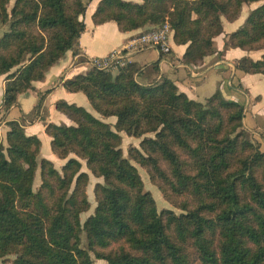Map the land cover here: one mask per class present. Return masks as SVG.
<instances>
[{
    "label": "trees",
    "instance_id": "1",
    "mask_svg": "<svg viewBox=\"0 0 264 264\" xmlns=\"http://www.w3.org/2000/svg\"><path fill=\"white\" fill-rule=\"evenodd\" d=\"M90 1L0 0V26L7 25L0 36L3 110L78 44ZM251 1L259 0H99L91 19L140 30L133 36L168 22L174 43L186 45L182 61L198 63L216 51L221 17L235 20ZM262 1L228 34L225 49L264 48ZM235 67L264 75V54L242 56ZM136 71L131 63L116 75L90 68L63 81L115 122L56 101L72 121L45 124L52 152L65 160L60 170L40 157L39 138L22 122H7L5 141L0 137V264H99L90 253L100 264H264V151L246 138L243 106L219 91L191 99L168 78L143 85ZM119 132L142 137L128 157ZM130 159L180 213L157 210ZM81 160L103 179L93 188L94 213L82 223L89 201Z\"/></svg>",
    "mask_w": 264,
    "mask_h": 264
},
{
    "label": "crops",
    "instance_id": "2",
    "mask_svg": "<svg viewBox=\"0 0 264 264\" xmlns=\"http://www.w3.org/2000/svg\"><path fill=\"white\" fill-rule=\"evenodd\" d=\"M98 2L99 0H92L88 3L83 16L85 27L77 39V47L80 51L78 53L83 56V61L77 59L78 53L67 51L65 56L49 69L43 80L33 82L34 90L18 95L16 103L6 110L1 106L7 80L5 75H0L1 135L5 138L8 130L7 122L12 120L22 122L27 135H35L39 138L40 157L51 160L55 166L60 165L64 160L59 159L52 152L51 137L45 132V124L48 122L72 124L66 115L56 109V101L64 100L93 112L87 97L81 91H67L63 87V81L75 74L85 73L90 68L86 59L101 57L112 50L122 48L133 34L140 31L121 32L114 21L94 24L91 15ZM245 18L246 16L241 12L233 21L221 17L223 30L214 38L216 51L206 55L198 63L182 61L186 45L175 44L172 33L169 39L171 47L169 53L161 54L153 48H148L129 54L128 59L137 69V81L143 85L168 78L191 99L203 101L219 91L225 99L240 103L243 106V128L249 139L264 151V75L245 73L235 67L236 60L242 56L246 55L253 60L260 58L264 54V48L247 51L224 47L227 35L236 30ZM75 57L76 60L73 62ZM107 122L114 124L115 117H108Z\"/></svg>",
    "mask_w": 264,
    "mask_h": 264
},
{
    "label": "rangeland",
    "instance_id": "3",
    "mask_svg": "<svg viewBox=\"0 0 264 264\" xmlns=\"http://www.w3.org/2000/svg\"><path fill=\"white\" fill-rule=\"evenodd\" d=\"M263 1L262 0H259V1H251V2H248L246 4L243 5V8H242V11L241 13H243V15L247 16L248 13L250 12V10H252L253 8L257 7L258 5H260ZM11 3H12V0H11ZM10 3V4H11ZM239 16V15H238ZM7 29V25H1L0 26V36L2 35L3 31ZM228 36V35H227ZM227 39V38H226ZM68 51H72L73 54L74 53H78L80 52L77 45H74V47ZM75 51V52H74ZM67 52V51H66ZM66 54V53H65ZM65 56V55H64ZM63 56V57H64ZM77 59H80V60H84L83 56L81 54H77ZM73 60H76V58ZM129 60V59H128ZM131 62L129 61L124 67L128 66ZM123 67V68H124ZM90 68H88L89 70ZM122 69V68H119L117 70H114L112 72H109L111 73L112 75H116L119 70ZM49 71V70H48ZM47 71V72H48ZM136 75H137V71L133 74L134 76V79L137 81L136 79ZM159 81V80H158ZM138 82V81H137ZM153 83V82H152ZM141 84V83H140ZM151 84V83H149ZM93 112H91L94 116L102 119L103 121L107 122V118L108 117H103L101 115H99L98 113H96L93 109H92ZM110 124V123H109ZM113 125V124H111ZM245 130V129H244ZM246 132V130H245ZM120 136H121V144H120V147L122 149V153H123V156L125 157H128V147L129 146H135V147H139V142L140 140L142 139V137H134V136H129L127 134H125L124 132H119ZM146 135H150V136H153V133H146ZM0 137L2 139V141L4 142V138H3V135H1L0 133ZM246 138L251 142L253 143L254 145H256L254 142H252L250 139H249V135L247 134L246 132ZM72 155V154H71ZM65 161V160H64ZM130 162L131 164H133L139 175H140V178L142 179V182H143V189L146 190V191H149L150 194L152 195L153 199L155 200V204H156V208L158 211L162 210V209H171L172 211H174L175 213H180L182 210L180 208H178L175 204H173L171 201H169L167 198L164 197L162 191L158 188L157 184L155 182H153L150 177H149V174H148V171L147 169L142 166L141 164H139L138 162H136L135 160L133 159H130ZM81 163H82V170L83 171H86L87 174H88V180H87V184L85 186V192H86V196H87V200L89 201V208L82 212L80 214V222L82 223L87 216L91 215L94 213V208H95V205H96V201H95V194H94V186L97 182H102L103 179L101 177H95L91 172L90 170H88L85 166V161L84 160H81ZM54 164V163H53ZM62 164V163H61ZM61 164L60 165H56L55 167L60 170L61 168ZM55 165V164H54ZM164 168H166V165L164 163L161 164ZM40 183V176H39V172L37 171L35 173V177H34V183H33V188L34 190L37 189L38 185ZM80 245L82 247H86V238H85V235H84V232H81L80 234ZM90 256L91 258L93 259V261L95 263H103V260L101 259H98L96 257L93 256L92 253H90ZM0 263H1V260H0Z\"/></svg>",
    "mask_w": 264,
    "mask_h": 264
},
{
    "label": "built area",
    "instance_id": "4",
    "mask_svg": "<svg viewBox=\"0 0 264 264\" xmlns=\"http://www.w3.org/2000/svg\"><path fill=\"white\" fill-rule=\"evenodd\" d=\"M170 34V26L168 22H165L157 29H151L132 36L122 48L112 50L101 57L86 59V62L90 68L104 72H112L124 67L129 62L128 55L131 53L153 48L161 54H167L171 49L169 43Z\"/></svg>",
    "mask_w": 264,
    "mask_h": 264
}]
</instances>
